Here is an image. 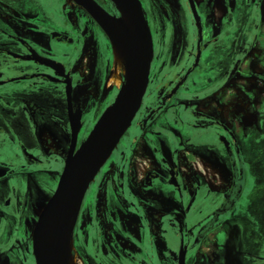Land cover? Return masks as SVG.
<instances>
[{
    "label": "flooded vegetation",
    "instance_id": "af4514ba",
    "mask_svg": "<svg viewBox=\"0 0 264 264\" xmlns=\"http://www.w3.org/2000/svg\"><path fill=\"white\" fill-rule=\"evenodd\" d=\"M138 1L147 86L84 193L72 259L264 264V0ZM113 45L75 0H0V264H38L34 231L72 143L128 81L119 68L108 83Z\"/></svg>",
    "mask_w": 264,
    "mask_h": 264
},
{
    "label": "water",
    "instance_id": "95a60500",
    "mask_svg": "<svg viewBox=\"0 0 264 264\" xmlns=\"http://www.w3.org/2000/svg\"><path fill=\"white\" fill-rule=\"evenodd\" d=\"M75 1L98 21L112 43L135 62L128 71L126 85L101 114L86 140L76 151L75 142L72 143L57 189L34 231L38 264H64L63 256L84 193L131 124L147 86L153 53L150 30L138 0H114L128 19L111 16L95 0ZM79 126V122L72 121L74 141Z\"/></svg>",
    "mask_w": 264,
    "mask_h": 264
},
{
    "label": "bare ground",
    "instance_id": "6f19581e",
    "mask_svg": "<svg viewBox=\"0 0 264 264\" xmlns=\"http://www.w3.org/2000/svg\"><path fill=\"white\" fill-rule=\"evenodd\" d=\"M119 9L121 10V8L119 7ZM122 16L124 17V19H128V17L126 16V14H124L122 12ZM113 55H114V62L117 63L118 65L121 64L124 66V70L127 71L128 69H130V67L133 65V63L135 62L134 58L129 57L128 55H126L117 45H113ZM122 71H120L119 69L116 71H112V74L109 78L108 83L109 84H114L116 87H119L121 85V81H122ZM73 249V244L70 243L64 256H63V263L65 264H75V262L72 259L71 256V251ZM78 261V260H77Z\"/></svg>",
    "mask_w": 264,
    "mask_h": 264
},
{
    "label": "rangeland",
    "instance_id": "374dc122",
    "mask_svg": "<svg viewBox=\"0 0 264 264\" xmlns=\"http://www.w3.org/2000/svg\"><path fill=\"white\" fill-rule=\"evenodd\" d=\"M119 68H122L124 70V66L123 65H121V64L118 65L117 63L114 62V69H113V71H116ZM109 85H114V84H109ZM170 239H172V238H170Z\"/></svg>",
    "mask_w": 264,
    "mask_h": 264
}]
</instances>
